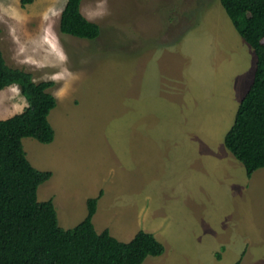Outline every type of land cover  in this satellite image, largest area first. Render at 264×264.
<instances>
[{
    "label": "rangeland",
    "instance_id": "374dc122",
    "mask_svg": "<svg viewBox=\"0 0 264 264\" xmlns=\"http://www.w3.org/2000/svg\"><path fill=\"white\" fill-rule=\"evenodd\" d=\"M65 3L0 0L6 63L55 83L53 140L22 139L52 173L37 199L71 228L101 191L97 232L128 241L143 229L162 243L140 264H232L239 254L214 253V239L231 237L248 239L240 264H264V167L247 177L223 143L256 57L220 1L81 0L93 39L60 32ZM8 90L24 98L1 89L0 118L12 115L1 113Z\"/></svg>",
    "mask_w": 264,
    "mask_h": 264
},
{
    "label": "trees",
    "instance_id": "16d2710c",
    "mask_svg": "<svg viewBox=\"0 0 264 264\" xmlns=\"http://www.w3.org/2000/svg\"><path fill=\"white\" fill-rule=\"evenodd\" d=\"M34 0H19L22 6ZM238 34L256 57L252 81L242 96L234 119L224 134L227 150L247 176L264 167V0H219ZM81 0H66L59 30L81 39L98 36L99 26L80 11ZM16 85L27 105L0 119V264H140L147 255H160L162 243L138 230L128 241L97 232L92 217L101 191L86 200L85 217L71 228L58 225L51 199L39 201L37 188L49 170L35 168L27 159L23 137L42 143L53 140L48 115L57 99L51 80L35 81L32 72L6 63L0 49V90ZM217 258L220 257L216 252ZM232 264H240L236 260Z\"/></svg>",
    "mask_w": 264,
    "mask_h": 264
},
{
    "label": "crops",
    "instance_id": "0c3cea01",
    "mask_svg": "<svg viewBox=\"0 0 264 264\" xmlns=\"http://www.w3.org/2000/svg\"><path fill=\"white\" fill-rule=\"evenodd\" d=\"M253 78V77H252ZM248 80V77H246V76H244L243 77V82H248L247 81ZM251 81H252V79H251ZM251 81H250V83H251ZM250 83H249V85H250ZM249 85L245 88V92H246V90L248 89V87H249ZM14 85H10V86H7V87H5L6 89L7 88H9V87H13ZM16 86V85H15ZM245 92L244 93H242V96L245 94ZM7 95V106H8V109L7 110H5V111H2L1 113L4 115V114H7V112H10V111H12V115L13 114H15V113H19V112H21L23 109H24V107L27 105V102H26V100H25V98H22V100L17 96V94L14 92V91H11V90H8V93L6 94ZM242 98V97H241ZM241 100V99H240ZM19 104V107L20 106H23L21 109H19V110H17V109H15V107H13V105L14 104ZM12 115H10V116H12ZM10 116H8V117H10ZM7 117V118H8ZM5 117H1L0 119H4ZM50 123V122H49ZM53 128V127H52ZM24 138V137H23ZM22 138V139H23ZM30 142H32V141H30ZM27 157V156H26ZM30 162V161H29ZM31 163V162H30ZM32 164V163H31ZM33 165V164H32ZM34 166V165H33ZM35 167V166H34ZM36 168V167H35ZM38 169V168H37ZM40 170V169H39ZM245 170V169H244ZM52 174V173H51ZM246 174V173H245ZM252 175V174H251ZM250 175V176H251ZM247 176V175H246ZM250 176H247V177H250ZM51 177V176H50ZM49 177V178H50ZM49 199H51V198H49ZM52 200V199H51ZM53 202V201H52ZM96 212V211H95ZM57 214V213H56ZM95 214V213H94ZM94 214H93V216H94ZM57 221H58V219H57ZM92 222H93V217H92ZM169 224L170 223V219H169V221H165V222H162L161 223V226H162V228H164L166 231H167V228H166V224ZM59 225V224H58ZM60 226V225H59ZM95 228V227H94ZM109 230V229H108ZM145 231H148V230H145ZM109 232H110V230H109ZM148 232H151V231H148ZM155 237H156V233L155 232H151ZM110 234L112 235V236H114L111 232H110ZM135 234V233H134ZM158 234V233H157ZM133 237V236H132ZM132 237H130V239L132 238ZM116 238V237H115ZM158 237H156V239H157ZM118 239V238H117ZM118 240H120V239H118ZM158 240V239H157ZM214 253L215 252H235L236 254H239L240 256L238 257V259H236V260H240V262H241V257H242V255L244 254V252H247L248 251V247H247V242H248V239H245V238H238V239H235V238H233V237H231L230 238V240L227 238L226 240H224V241H218V240H215L214 239ZM194 245V244H193ZM181 248L182 249H185L186 248V246H181ZM222 256H223V254L219 257V258H217L216 257V259H221L222 258ZM235 262V261H234Z\"/></svg>",
    "mask_w": 264,
    "mask_h": 264
}]
</instances>
